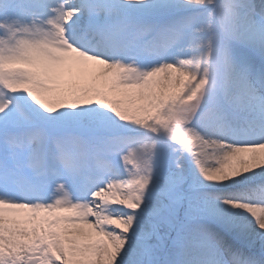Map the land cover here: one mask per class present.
Returning a JSON list of instances; mask_svg holds the SVG:
<instances>
[{
    "label": "snow or ice",
    "instance_id": "6c2138e0",
    "mask_svg": "<svg viewBox=\"0 0 264 264\" xmlns=\"http://www.w3.org/2000/svg\"><path fill=\"white\" fill-rule=\"evenodd\" d=\"M0 264H264V0H0Z\"/></svg>",
    "mask_w": 264,
    "mask_h": 264
}]
</instances>
